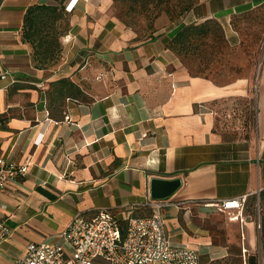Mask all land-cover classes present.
<instances>
[{
    "label": "crops",
    "instance_id": "obj_1",
    "mask_svg": "<svg viewBox=\"0 0 264 264\" xmlns=\"http://www.w3.org/2000/svg\"><path fill=\"white\" fill-rule=\"evenodd\" d=\"M67 1L0 0V67L15 79L0 83V156L28 162L0 196L9 229L0 264H11L30 241L51 239L79 212L106 209L124 229L128 213H151L141 203L152 199L153 179L180 181L161 199L173 245L195 249L199 264L202 256L226 255L212 235L215 212L226 213L244 255L253 254L258 201L264 224V57L255 81L219 84L188 73L169 41L181 25H226L264 0H197L147 38L112 14V0H78L65 14L59 59L38 68L21 37L24 13ZM62 78L78 96L58 94L52 83ZM240 196L243 221L204 205Z\"/></svg>",
    "mask_w": 264,
    "mask_h": 264
},
{
    "label": "built area",
    "instance_id": "obj_2",
    "mask_svg": "<svg viewBox=\"0 0 264 264\" xmlns=\"http://www.w3.org/2000/svg\"><path fill=\"white\" fill-rule=\"evenodd\" d=\"M77 2L68 0L64 11L72 12ZM6 81L14 82L15 79L0 67V83ZM27 171L28 162L20 164L0 156V196L11 180L24 176ZM166 204V200L155 199L141 203L150 207L151 213L143 216H130L128 213L124 229L117 217L106 209L94 214L79 212L51 239L28 242L24 253L14 258L11 264H98L99 261L105 264H199V254L195 249L170 242L161 212ZM204 205L230 213L231 218L239 221L245 219L242 213L245 196L210 199ZM256 211L255 223L260 228L262 207L259 201ZM8 235V227L0 220V243ZM245 251L242 248L244 262Z\"/></svg>",
    "mask_w": 264,
    "mask_h": 264
},
{
    "label": "rangeland",
    "instance_id": "obj_3",
    "mask_svg": "<svg viewBox=\"0 0 264 264\" xmlns=\"http://www.w3.org/2000/svg\"><path fill=\"white\" fill-rule=\"evenodd\" d=\"M111 9L112 14L140 38L152 36L157 26L163 23L166 25L177 19L162 13L149 26L146 17L126 12L125 0H112ZM62 23L65 26L67 19L63 20L61 25ZM208 26L209 32L205 36H196L187 47H177L174 50L181 66L191 75L205 76L219 84L236 78L251 77L255 81L264 57V5L233 17L229 24L210 22ZM213 218L212 221L215 222L212 226L213 240L215 238V242L224 244L227 254L202 256L200 264H243L241 243L237 232L232 231L227 224L228 215L215 212ZM254 237L252 255H255L257 264H264L262 221L260 228H257L255 223Z\"/></svg>",
    "mask_w": 264,
    "mask_h": 264
},
{
    "label": "trees",
    "instance_id": "obj_4",
    "mask_svg": "<svg viewBox=\"0 0 264 264\" xmlns=\"http://www.w3.org/2000/svg\"><path fill=\"white\" fill-rule=\"evenodd\" d=\"M127 13L142 15L149 21V26L154 19L165 13L169 17L178 18L184 12L189 11L197 0H125ZM64 5L58 7L52 3L32 4L27 7L22 24L21 37L32 49V56L38 68L56 64L61 51L60 36L63 33L65 19ZM171 19V18H170ZM172 20V19H171ZM210 22L207 19L201 23H189L181 25L169 41V47L184 48L191 44L196 36H205ZM58 94L67 98L78 96L79 89L70 80L58 79L52 83ZM238 254H240L238 252ZM246 264H257L255 255H248Z\"/></svg>",
    "mask_w": 264,
    "mask_h": 264
},
{
    "label": "water",
    "instance_id": "obj_5",
    "mask_svg": "<svg viewBox=\"0 0 264 264\" xmlns=\"http://www.w3.org/2000/svg\"><path fill=\"white\" fill-rule=\"evenodd\" d=\"M164 183V188L159 189L158 185ZM179 179L174 180H160L153 179L151 181V197L152 199H165L167 196L171 195L174 190L179 186Z\"/></svg>",
    "mask_w": 264,
    "mask_h": 264
}]
</instances>
